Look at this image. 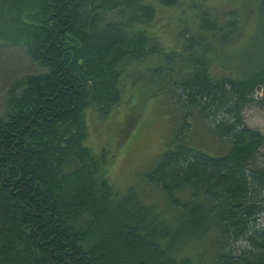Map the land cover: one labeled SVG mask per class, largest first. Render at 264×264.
<instances>
[{"label": "trees", "instance_id": "1", "mask_svg": "<svg viewBox=\"0 0 264 264\" xmlns=\"http://www.w3.org/2000/svg\"><path fill=\"white\" fill-rule=\"evenodd\" d=\"M155 4L180 0H0V43L22 45L42 71L9 86L0 114V264H264V168L255 159L264 136L242 117L264 104V46L248 76L220 79L205 40L227 41L238 16L222 25L201 13L196 35L164 53L146 32ZM257 17L264 36V0ZM155 55L166 69L186 65L166 78L183 126L196 113L230 149L209 154L177 135L120 195L104 153L86 144L87 113L106 119L125 71ZM154 194L166 207L148 203ZM189 245L195 254L178 257Z\"/></svg>", "mask_w": 264, "mask_h": 264}, {"label": "rangeland", "instance_id": "2", "mask_svg": "<svg viewBox=\"0 0 264 264\" xmlns=\"http://www.w3.org/2000/svg\"><path fill=\"white\" fill-rule=\"evenodd\" d=\"M258 2L259 0H180V6L171 9L155 4L156 22L151 28H146V32L156 38L155 41L164 53L179 52L182 39L196 35L197 17L201 13L208 12L217 16L222 25L226 18L235 14L239 18L237 30L232 36L225 35V38L230 37L227 41L213 37H207L205 41L210 50L207 59L212 63V74L220 79L230 76L242 78L244 74L253 71L257 65L255 62L258 52L264 46L262 26L257 17ZM9 24L20 25V29L24 25L14 16ZM14 43H0V114L7 110L9 86L24 80L26 76L42 72L26 55L22 45ZM258 46L260 47L255 51ZM164 64L165 60L155 55L130 66L121 80L119 107L101 121L97 113H87L89 136L86 144L95 154L104 153L107 164L109 163V167L105 168L120 195L127 194L131 187L137 185L161 153L178 137L179 142L193 145L213 155L225 154L230 149L227 140L211 135L210 124L204 125L196 113L192 112L187 120L188 128L183 126V115L167 92L169 87L166 78L174 79L178 75L176 72L187 73L186 65L177 59L173 60L169 69ZM257 96L261 100L264 92L259 91ZM242 117L250 130L264 136V104L247 105L242 110ZM255 159L259 167L264 168V147ZM146 197L148 203L166 207L160 196L154 194ZM196 248L195 245L183 247L177 256H192ZM210 252L211 256L213 251Z\"/></svg>", "mask_w": 264, "mask_h": 264}]
</instances>
